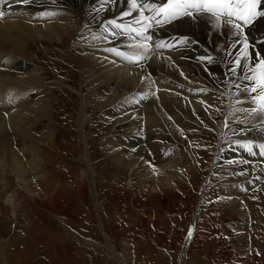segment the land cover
<instances>
[{
    "label": "rangeland",
    "instance_id": "obj_1",
    "mask_svg": "<svg viewBox=\"0 0 264 264\" xmlns=\"http://www.w3.org/2000/svg\"><path fill=\"white\" fill-rule=\"evenodd\" d=\"M44 1L40 5L49 9L36 18L28 13L31 25L72 19L79 27L53 45L38 46L39 51L29 45L23 65L40 72L39 86L21 87L0 101L1 113L25 107L30 99L49 104L42 119L31 120L34 128L21 129L28 139L17 136L12 146L0 147V264H264V171L255 183L241 184L244 171L230 165L239 162L232 158L237 147L243 158L254 157L240 146L248 143L243 132L253 125L233 120L235 110L244 106L238 96L252 98L244 90L203 79L187 88L179 85L175 92L184 87V97L210 101L215 110L205 123H191L184 138L191 144H161L162 161L142 158L138 167L141 157L105 151L112 126L103 119L108 104L97 97L100 90L94 86L102 79H95V70L90 72L81 61L103 44L102 36L84 26L79 9ZM133 35L124 34L135 40ZM84 36L90 38L85 41ZM178 43L172 44L182 54L185 44ZM14 60L0 63L1 69H11ZM206 62L194 63L210 70ZM139 100L143 109L149 106V98ZM10 134L20 133L10 128ZM115 139L118 152L129 146L125 138ZM260 144L264 141L253 143V151L264 160ZM11 150L20 160L9 156ZM170 164H178L179 170L169 186L159 184L156 192V182L147 175ZM258 164L264 168V162ZM10 197L18 204L16 213L7 203ZM193 229L196 238L188 235Z\"/></svg>",
    "mask_w": 264,
    "mask_h": 264
},
{
    "label": "bare ground",
    "instance_id": "obj_2",
    "mask_svg": "<svg viewBox=\"0 0 264 264\" xmlns=\"http://www.w3.org/2000/svg\"><path fill=\"white\" fill-rule=\"evenodd\" d=\"M41 1L42 0H29L27 4H24L18 3L17 0H8V4H5L3 0H0V11L5 14L3 18H0V63L15 59L11 69L2 70L1 67L4 68V64L0 66V101H3L6 97H13L19 89L21 90V87L35 88L39 86L38 78L40 77V72L37 69L30 71L29 67L23 65L24 58L22 59V56L26 57L29 45H35L34 47L37 49L38 46L47 47L53 45L57 41L65 38L66 35L72 36L79 27L76 25L78 21L76 23L69 21L72 19L67 21L60 20V22H57L56 19H49L50 21H47L48 23L45 25L40 23L31 25V21L29 22V20L26 19V17L29 16L28 13H33L32 18H34L37 15L39 16L41 11L49 9V7H46V4H44V6L40 5ZM50 1L48 6L50 3L55 2L56 5L60 4L59 6L75 7L79 9V11H82V20L83 22L85 21L87 25L84 26L91 27L90 29L94 30L93 33L101 35L102 37L99 38H102L104 40V42L102 41L103 44L105 43L107 45L106 48L103 44H99V48L97 46L96 49H93L95 51H92L90 55L83 54V57L79 56L83 63L82 66L91 69L90 72L94 69L95 71L93 72L98 74V76L93 75L95 76L94 78H99V80L102 79L98 85L94 86L98 87L97 91L100 90L96 93V95H98L97 97L108 104V107H106L107 113L103 116V119L112 126L111 136L106 139L108 147L105 151L116 153L121 156L128 153V155L133 157H141L138 160V167H140L143 162L141 161L142 158H147L154 163L163 158L164 154L162 155L163 152L160 148L163 145L171 142H173V145L174 143H184L185 146L191 144L192 142L190 143L184 139L186 134L190 132L191 123H205L207 120L205 118L207 116L209 118V115L211 116L212 111L215 110L210 101L208 103L184 97V94H181L184 87L175 92L179 85H183L187 88L189 84H194V82L203 79L213 83H224L232 90H245V88L251 87L249 82L243 79L245 70L237 69L235 75L230 71V69L234 67L233 61L236 60L237 56L240 54V52L237 51L239 45L236 44L233 46L236 37H233L226 27L217 28L215 21L206 16L199 19L183 18L159 26V29L157 26H154L149 34L154 35V40L157 43H166L167 47H152L151 51L144 54L145 58L137 63L128 62L112 51L113 49L125 51L123 53L126 55H133L134 52H143V49L130 47L140 42L138 37L135 38V40L133 38L128 39L124 36V34L128 32L117 30L109 24V21L115 20L121 25V29H123L125 25L139 28V25L133 23V19L138 18L135 12L128 17L122 16L123 12L129 11L126 0ZM149 2L165 3L166 0H149ZM9 4L11 6H9ZM45 7L46 9H44ZM261 7L264 8V0H262ZM72 18L74 19V15ZM257 19L259 20L258 22H254V24H252V22L245 28V33L249 38L250 45H255V48L249 49L250 53L253 55L256 51L264 53V44L258 43V41L264 40V17H258ZM42 20L44 19L42 18ZM108 29L110 31H108ZM159 30H162V32L158 33L157 31ZM133 34L134 33H132V35ZM86 36H84L85 41L86 38H90ZM125 38L130 41L134 40L136 43L134 41L129 42L124 40ZM157 40H160V42ZM181 40L186 41V43H182L185 44L184 48L186 49L182 48L183 46L179 47L185 51L182 52V54L178 52L180 54L179 56L176 50L178 47L173 46L174 44L172 43ZM149 46L151 47V44ZM41 52L43 51L41 50ZM110 57L112 60L115 58L117 62L126 65L128 69H134V67H136L139 68V71H128L119 63L109 59ZM202 57L205 59H201ZM26 58L29 59V55ZM137 59L138 57L133 55V60L135 61ZM148 59L150 60V64H147ZM182 59H185L186 62ZM196 59L197 61H208L204 64H206L205 67L210 68V70H206L201 64H195L194 62ZM184 64H194L196 67L191 68L190 65H188L189 67L186 65L187 68H185ZM254 64V59L249 62V68L251 69V71H248L249 75H251L252 71H255L254 67H252ZM237 85L239 87H237ZM113 88H116V90H113ZM238 97L244 102V106L235 110L233 120H238L242 125H253L250 130L247 129L246 132H243L245 142H263L264 110H259L257 104L253 103L252 100L248 98H244L245 96H243V98L240 96ZM148 98L150 102L149 106L147 108L145 107V110L143 106H141L142 103L140 104L139 99L145 102ZM250 98L252 97L250 96ZM124 99L129 102H123ZM30 101L31 102L25 104V107L21 105L23 103L21 102V106L19 105L20 108L16 111L13 109H4L5 113L3 111L2 113L0 112V147L6 143L12 146L14 143L13 141H15V139L18 140L17 136H20L21 139H28L21 129L24 128L26 131H29V129L34 128V126L31 125V120L37 118L42 119L44 115L47 114L49 104H41L40 100L34 102V99H30ZM122 103V107L124 108H116L118 104ZM132 107H135L136 110L134 111ZM252 109L258 110L252 111ZM144 114L147 118L143 116ZM108 118L109 120H107ZM10 128H13L20 134L15 136L11 135ZM28 134L27 132V135ZM117 137L125 138L124 141L129 145L126 148L120 149L119 152L116 150L120 147V144H118L115 139ZM12 150L9 156L13 160H20V156L17 157L14 154L13 157ZM235 150L236 156L232 155V158H237L239 162L234 161L230 165L236 167L239 171H244V173L240 171V180H243L241 184H248L249 182L255 183L260 180L264 168L261 164H258V162H264L262 156L261 160H259L257 159L258 157H255L257 152L252 151L251 154L254 157L244 155L243 158L241 154L242 151H240L238 147L235 148ZM220 158L223 160L222 157ZM248 168H252V171L248 172ZM177 169L179 170L178 164H170L162 168L158 167L151 170L147 176L148 178L151 177L152 180L156 182L153 189L157 192L159 184L169 186V183L171 184L175 177ZM15 172L18 174L21 173V171L17 169ZM19 183L24 190L29 192L25 184H22L21 181H19ZM7 203L13 207V212L16 213L18 209L16 199L13 197L7 198ZM195 233L196 231H194V229L191 230L190 238H196ZM182 264H184L183 261Z\"/></svg>",
    "mask_w": 264,
    "mask_h": 264
},
{
    "label": "snow or ice",
    "instance_id": "obj_3",
    "mask_svg": "<svg viewBox=\"0 0 264 264\" xmlns=\"http://www.w3.org/2000/svg\"><path fill=\"white\" fill-rule=\"evenodd\" d=\"M8 4V0H3ZM18 3L27 4L29 0H17ZM129 11L123 12V17H128L135 12L138 18L133 19L135 25L139 28L125 25L121 29V25L115 20L109 21V24L117 30H124L129 34L134 33L140 42L134 46L135 49H143V52H134L137 60H133V55H126L123 52L113 49L112 51L117 55L127 60L128 62L139 63L145 58L147 52L151 51L152 47L165 48L166 43H157L154 40V35L149 34L154 26H163L164 24L172 23L181 18H195L208 17L215 21L216 27H226L233 37H236L234 42L239 45L237 49L240 54L237 59L233 61L234 67L230 69L233 75L236 74L237 69L245 70L243 79L248 81L250 88H245V93L252 97V102L257 104L259 110H264V53L256 51L250 53V48H255V45H250L249 38L245 33V28L248 27L258 17H264V8L261 7L262 0H166L165 3H150L149 0H126ZM9 6H11L9 4ZM150 13V14H146ZM4 12L0 11V18L4 17ZM48 15H51L50 13ZM181 43L186 41L181 40ZM264 44V40L258 41ZM151 44V47L149 46ZM242 49V51H241ZM205 59V58H201ZM210 59V58H208ZM255 60L252 65L255 71L249 68V62ZM237 87H239L237 85ZM258 109H252L256 111ZM247 149L250 153L253 151V143L249 141L247 144L240 145ZM261 154H264V144L258 145ZM191 236V232L188 233Z\"/></svg>",
    "mask_w": 264,
    "mask_h": 264
}]
</instances>
